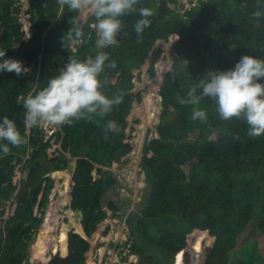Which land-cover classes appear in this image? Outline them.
Instances as JSON below:
<instances>
[{"label": "trees", "instance_id": "obj_1", "mask_svg": "<svg viewBox=\"0 0 264 264\" xmlns=\"http://www.w3.org/2000/svg\"><path fill=\"white\" fill-rule=\"evenodd\" d=\"M258 2L264 6V0H199L197 6L181 14L171 7L178 0H140L138 7H148L154 12L141 42L133 27L141 17L133 14L123 18L118 46L97 50L92 28L95 21L91 16L82 26L84 37L79 49L73 51L68 41L62 43V37L72 27L70 20L76 13L63 7L59 17L61 7L57 0H27L25 15L31 37L16 52L14 45L27 31L22 30L23 24L18 20L20 9L11 10L14 0H0V51L20 58L25 67L36 70L20 76L0 72V121L5 116L14 120L26 141L19 147L9 145L7 155L0 151V216L4 214L5 202L14 197L17 202L14 216L0 229V264H23L28 258L42 221V216L35 215V208L39 206L45 213L54 185L47 174L65 170L70 162L64 153L55 158L48 156L50 142H42L40 127L30 128L29 141L26 140L29 128L24 124V101L46 86L47 79L58 74L70 56L84 59L97 51L107 52L117 63L116 68L106 69L105 92L121 95L123 103L102 123L115 120L120 131L109 132L105 138L103 128L93 122L80 120L62 125L58 132V135L64 132L62 148L77 159L69 190L71 211L79 210L85 234L71 228L66 233V243L62 244L57 234L66 232L67 226L61 225L67 220L54 223L50 220L49 227H54V231L48 235V227V236L36 254L45 250L48 264H86L88 238L108 217L105 195L115 183L109 175L95 178V164L121 162L133 150L131 142L126 141V130L134 100L141 98L132 91L133 70L151 57L150 72L154 76V65L165 53L168 63L160 65V80L172 59L173 65L161 87L162 121L158 137L145 146L140 163L152 189L150 203L141 212L135 228L141 243L133 241L129 253L138 256L137 264H232L230 252L235 248L236 235L249 221L257 219L259 229L264 232V134L251 138L245 122L220 120L215 104L209 99L200 105L208 111V122L193 121L192 107L182 106L177 100L209 70L233 68L243 55L264 57V17L259 20L252 17ZM231 56L234 59L228 61ZM182 59L190 62L189 74ZM119 73V82L112 83L111 79ZM190 132H200L199 145L185 141ZM83 147L87 150L85 156L81 154ZM31 148L37 150L35 158L29 155ZM26 155L29 158L25 160ZM22 164L28 177L16 193L18 187L13 178ZM98 172L102 174L103 170L100 168ZM109 208L117 210L114 203ZM73 222L79 224V219ZM147 244L160 248L164 257L148 254L144 247Z\"/></svg>", "mask_w": 264, "mask_h": 264}, {"label": "clouds", "instance_id": "obj_2", "mask_svg": "<svg viewBox=\"0 0 264 264\" xmlns=\"http://www.w3.org/2000/svg\"><path fill=\"white\" fill-rule=\"evenodd\" d=\"M57 3L60 7H67L76 13V16L70 20L72 27L62 37V43L65 45L68 41L75 45L83 39L80 16L90 13L95 21L92 28L96 33L97 50L118 46V38L124 27L123 18L133 14L141 17L133 25L138 42H141L140 38L144 30L151 26L150 18L154 15L152 9L138 7L140 0H57ZM252 17L256 20L264 17V6L259 2L257 10L252 12ZM5 57L6 52L0 51V61H2L0 72H14L20 76L31 71L22 61ZM189 63L188 60L182 59L186 72ZM116 66V61L112 60L105 51H97L94 56L90 55L84 59L70 56L58 74L47 79L46 86L25 99L23 104L25 127L30 131L33 127L71 125L74 121L83 120L101 126L105 138L109 132L118 133L120 126L115 120L102 123L115 107L123 103L121 95H109L105 92L108 84L107 78L104 77L106 69H114ZM262 79H264V57L243 55L233 68L209 70L198 82L195 81L188 87L186 95L177 96V100L182 106L192 107L193 121L207 123L208 111L200 105L202 101L209 99L215 104L220 120H241L247 125V135L257 138L264 134ZM3 141L7 143H0V151L5 155L10 152L9 145L19 147L26 142L15 121L7 116L0 121V142ZM31 245L33 246V242Z\"/></svg>", "mask_w": 264, "mask_h": 264}, {"label": "rangeland", "instance_id": "obj_3", "mask_svg": "<svg viewBox=\"0 0 264 264\" xmlns=\"http://www.w3.org/2000/svg\"><path fill=\"white\" fill-rule=\"evenodd\" d=\"M26 1L27 0H14V5L11 6L12 11H14L15 7L20 9L18 20L23 24L22 30L27 31L25 37H23L19 43L14 45L13 50L16 52L19 50L21 43L27 42L31 37L29 25L26 21L25 15ZM198 2L199 0H178V3L176 4L171 3V7L176 12L184 14L185 11L190 10L193 6H197L199 4ZM61 14L62 7L59 12V17ZM91 16L92 15L90 13L81 15V26H84L86 22L89 21ZM1 27L2 24H0V32ZM79 44L80 42L75 45L71 44L72 50L77 51L79 49ZM165 54L154 65V76H152L150 72L152 66L151 57H149L145 64H143L140 68H135L133 70L134 88L132 91H134L135 94L139 93L141 96L140 101L138 99L134 100L133 107L128 117L129 125L126 130L128 137L126 141L131 142L133 150L128 154V156L124 157L121 162L113 163L111 165L95 164V170L93 172L95 178H99L102 175L108 177L109 175L114 178L115 183L109 188L105 195L106 198L104 204L105 208L108 210V217L98 225L94 234L88 238V241L90 242V249L85 253L86 264H137L138 262V256L130 254L129 248L133 241H139L141 243V240L135 235V228L137 226L141 212L145 210L150 203L149 197L152 191L151 186L147 181L146 174L143 172L140 163L145 154V146L151 139L158 137L157 129L162 121V96L160 94L161 87L166 74L171 70L173 65V59L171 58L172 62L169 63L167 71L160 80V65H166L168 63ZM167 55L169 54L167 53ZM5 58H12L21 61L20 58L14 56L6 55ZM233 59L234 57L231 56L229 57L228 61ZM35 72V68L31 69V73ZM120 79L121 75L119 73L116 75V77L111 79V82L117 84L119 82L118 80ZM157 86L158 94L160 95V101L159 104H157L159 109L158 111H154L157 105H155V103L152 104L153 111L156 113V115L154 116L153 122L151 123L150 121L152 119L150 118L149 120H143L144 115L146 114V109L144 108L143 104L145 99H150V96L145 95L153 93ZM61 128L62 126H40V129L42 130V142H50V147L47 148L49 157L55 158L61 153H64L65 156L70 160L69 167H67L65 170H62V172H70L71 179L75 169L76 159H74L69 152L63 150L62 148L64 132H61V135H58V132L61 130ZM27 134L28 138H26V140L29 141L30 131L28 129ZM210 138H213V135H211ZM185 141L193 145H199L201 143L200 132H190ZM33 150L36 149L31 148L29 155L31 151L33 152ZM81 154L83 156L87 154L86 148L83 147L81 149ZM28 158L29 156L26 155L25 160ZM100 168L103 170L102 174L98 172ZM184 168L188 172V167L184 166ZM56 172L47 174V176L53 180V187H55V182L59 177ZM27 177L28 171L23 168L22 164L16 169L15 176L13 178V184L18 187L16 193L22 188V181L27 179ZM59 180L64 182L66 177L61 176ZM41 197L42 195H40V198ZM110 203H114L117 206L116 211L110 210ZM49 205L51 206V190L49 193V204L45 208V213L43 214V212L40 211L39 206H36L34 213L38 217H47L48 221L51 220L53 223L57 220H67L66 224L61 225V227H64L65 225L67 226L66 232L63 234H57L62 244L66 243V233L71 228L75 229V231L79 234H85L83 232L81 219H79V224H75L70 219L69 215H67V212L71 207L70 198L67 202H65V210L62 212L57 211V214L50 210ZM2 209L4 210V214L3 216H0V229H4L5 221L14 216L17 209L16 198L14 197L11 200L5 202ZM258 224L259 222L257 219H252L249 221L247 226L236 235L235 248L230 252L232 264H248L249 262H253V264H264V232L259 229ZM144 247L148 254L159 258L164 257L161 249L157 246L147 244L144 245ZM45 249H47L46 246ZM46 257L47 258L45 259V257L40 256V254L36 255V253L33 252L31 248L30 255L23 264H48L49 257L48 255H46Z\"/></svg>", "mask_w": 264, "mask_h": 264}, {"label": "bare ground", "instance_id": "obj_4", "mask_svg": "<svg viewBox=\"0 0 264 264\" xmlns=\"http://www.w3.org/2000/svg\"><path fill=\"white\" fill-rule=\"evenodd\" d=\"M154 90L155 91L153 93L149 92L150 94H146L145 95V96H150L149 97L150 99H145L144 104H143L144 108L146 109V114L144 115L143 120L144 119H148L149 120V118H150V119H152L150 121L151 123L153 122V118L156 115V113L154 111H158V109H159L157 104H159V101H160V95L158 94V86ZM153 103H155V105H157V107H156V109L154 111H153V105H152ZM56 174L57 175L60 174V176L58 177V179L55 182V187H53V189H52L51 206L49 205L50 206L49 208H50V210L52 212L56 211V213H57V211L62 212V211L65 210V202H67L68 199L70 198V196H69L70 172H67V171H63L62 172V171H60V172H56ZM61 176H65L66 177V180L64 182H61V180H59ZM67 215H69V217H70V219L72 221H76V220L80 219V218H78L79 217V210L78 209L75 210V211H71V207H70L68 212H67ZM46 232H47V230H45V232L43 234L44 238L38 244L32 246V251L33 252L36 253V250L38 249V247L41 246L44 243L46 235H47ZM44 255H45V253H43L42 257H44ZM45 259H46V257H45Z\"/></svg>", "mask_w": 264, "mask_h": 264}, {"label": "water", "instance_id": "obj_5", "mask_svg": "<svg viewBox=\"0 0 264 264\" xmlns=\"http://www.w3.org/2000/svg\"><path fill=\"white\" fill-rule=\"evenodd\" d=\"M122 33V32H121ZM121 36V35H120ZM119 36V37H120ZM119 39V38H118ZM119 81V80H118ZM36 152H37V150H34L33 152H32V158H35V156H36ZM74 171H75V169H74ZM74 173V172H73ZM71 180L72 179H70V181H69V185L71 184ZM70 187V186H69ZM48 229V220H47V217H44L43 219H42V221H41V223L39 224V227H38V231H37V233H36V235L34 236V239H33V245H36V244H38L43 238H44V236H43V234H44V232H45V230H47Z\"/></svg>", "mask_w": 264, "mask_h": 264}, {"label": "flooded vegetation", "instance_id": "obj_6", "mask_svg": "<svg viewBox=\"0 0 264 264\" xmlns=\"http://www.w3.org/2000/svg\"><path fill=\"white\" fill-rule=\"evenodd\" d=\"M48 227H49V223H48ZM49 228H50V229H49L48 235L54 231V227H49ZM48 235H47V236H48Z\"/></svg>", "mask_w": 264, "mask_h": 264}, {"label": "crops", "instance_id": "obj_7", "mask_svg": "<svg viewBox=\"0 0 264 264\" xmlns=\"http://www.w3.org/2000/svg\"><path fill=\"white\" fill-rule=\"evenodd\" d=\"M61 174V173H60ZM60 174H59V176H60ZM70 181V180H69ZM51 195H52V191H51ZM58 205V204H57ZM56 205V206H57ZM47 233V232H46ZM43 253H45V250L44 251H42L41 253H40V256H43ZM39 255V254H38Z\"/></svg>", "mask_w": 264, "mask_h": 264}]
</instances>
